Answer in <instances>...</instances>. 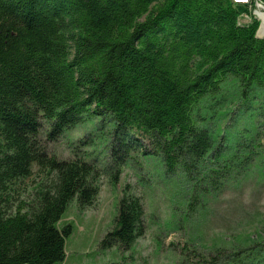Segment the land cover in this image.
Masks as SVG:
<instances>
[{
	"label": "trees",
	"instance_id": "16d2710c",
	"mask_svg": "<svg viewBox=\"0 0 264 264\" xmlns=\"http://www.w3.org/2000/svg\"><path fill=\"white\" fill-rule=\"evenodd\" d=\"M246 11L231 0H0V264H61L68 203L91 205L102 177L116 184L138 159L175 186L164 223L187 235L169 242L176 264H264V225L209 249L200 230L228 185L264 180V35L256 18L237 21ZM84 121L97 123L88 133L108 127L107 165L50 153ZM121 192L101 243L127 248L145 210Z\"/></svg>",
	"mask_w": 264,
	"mask_h": 264
},
{
	"label": "rangeland",
	"instance_id": "374dc122",
	"mask_svg": "<svg viewBox=\"0 0 264 264\" xmlns=\"http://www.w3.org/2000/svg\"><path fill=\"white\" fill-rule=\"evenodd\" d=\"M253 9L254 2L251 12ZM261 24L259 21L256 29L258 37L264 35V29L260 31ZM92 125L96 126V121H84L68 129L58 140L49 143L50 153L60 158L86 154V159L94 158L98 165H107V160L103 159H111L107 153L111 135L107 133V126L101 135L96 131L88 133L93 129ZM81 138L93 140L88 146L80 145ZM138 160L142 167L137 168L129 161L123 166L116 184L107 182L108 175L102 177L100 190L91 205L79 208L76 199L68 203L60 224L70 223L71 234L66 238L67 253L61 264H176V255L170 252L169 242L184 245L187 235L181 230L169 229L164 223L175 206L171 200V194L175 196V186L166 182L169 177L162 178L158 172L160 165L155 160ZM256 174L245 175L238 184L228 185L214 198L211 218L200 228L203 236L201 243L205 248L209 249L214 242L240 233L255 234L264 225V180L256 181ZM126 185L131 193L142 197L145 229L132 247L118 248L101 243V240L112 227L116 204Z\"/></svg>",
	"mask_w": 264,
	"mask_h": 264
},
{
	"label": "built area",
	"instance_id": "2783aa9c",
	"mask_svg": "<svg viewBox=\"0 0 264 264\" xmlns=\"http://www.w3.org/2000/svg\"><path fill=\"white\" fill-rule=\"evenodd\" d=\"M233 3H240L247 7L248 12H244L239 15L238 20H251L252 17H256L262 23V17L260 16L259 12H264V3L261 0H231ZM254 2V9L251 12V8L253 7ZM250 12V14H249Z\"/></svg>",
	"mask_w": 264,
	"mask_h": 264
},
{
	"label": "bare ground",
	"instance_id": "6f19581e",
	"mask_svg": "<svg viewBox=\"0 0 264 264\" xmlns=\"http://www.w3.org/2000/svg\"><path fill=\"white\" fill-rule=\"evenodd\" d=\"M259 14L262 17V24H261L262 26H261V29H260V31H261V30L264 29V12H259ZM239 21L248 22L250 20H239Z\"/></svg>",
	"mask_w": 264,
	"mask_h": 264
}]
</instances>
